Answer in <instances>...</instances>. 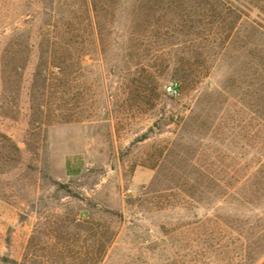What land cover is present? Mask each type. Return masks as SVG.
I'll list each match as a JSON object with an SVG mask.
<instances>
[{
    "label": "rangeland",
    "instance_id": "rangeland-1",
    "mask_svg": "<svg viewBox=\"0 0 264 264\" xmlns=\"http://www.w3.org/2000/svg\"><path fill=\"white\" fill-rule=\"evenodd\" d=\"M54 1L51 10L49 0H0V33L24 21L13 37L29 39L25 53L13 45L10 92L0 82V264H94L98 256L99 264H235L237 245L206 234L223 226L215 216L231 223L258 213L225 186L264 160V128L252 138L264 99L249 66L256 46L264 54V0H228L241 13L238 38L209 48L221 55L188 86L176 72L200 63L183 56L186 37L143 43L137 55L120 14L103 50L78 0ZM61 10L75 21L70 82L53 79L43 98L40 44L57 23L50 13ZM52 54L58 62L61 52ZM173 84L178 96L166 92ZM4 135L33 169L15 161Z\"/></svg>",
    "mask_w": 264,
    "mask_h": 264
},
{
    "label": "trees",
    "instance_id": "trees-1",
    "mask_svg": "<svg viewBox=\"0 0 264 264\" xmlns=\"http://www.w3.org/2000/svg\"><path fill=\"white\" fill-rule=\"evenodd\" d=\"M15 1L16 6L22 3V0ZM49 1L51 10H54L55 1ZM121 1H124L125 4L123 9H120ZM78 2L84 16V27L92 33L94 42L103 50L106 47L107 38L113 33L115 18L120 14L125 15L127 21L128 48L134 50L137 55L142 52L143 48L146 49L143 43L153 45L160 41L166 42L165 45H176L173 42L175 38L186 37L181 39V43L188 45L186 47L190 51L183 56L187 57L188 55L187 58H196L197 62L200 63L196 70L187 68V70L181 69L176 72L178 79L187 86L191 81V76L202 78L207 75L210 71L206 63L215 62L221 55L220 52H209V48L213 50L218 47L224 50L228 44L234 41V38H238L237 30L241 13L228 0H78ZM50 14V18L57 19V23L48 24L53 30L52 32L48 31L50 36H43L40 44L41 66L43 68L39 66L35 75L36 82H40L39 86L42 90L40 94L43 98L46 97L48 89L50 90L53 79L59 80L63 85L70 82L69 70L73 65L72 51L75 47L76 30L74 29L75 21L73 18L65 10H61L59 14L54 12V16L53 13ZM161 22L166 23V28L160 26ZM24 23L22 21L20 27H13L10 32L3 30L0 33V82L5 87L4 92H10L9 89L12 84L10 65L13 45L21 48L20 52L23 51V53L27 52L26 50L29 48L28 37L22 35L16 40L13 37L21 30ZM198 41L201 43L197 44ZM262 51L256 46L250 54L251 60L249 62L252 72L251 85L254 88L256 98L259 100L264 99V54ZM54 52H61L60 58H57L58 62L50 60ZM158 53H156V57L161 55L160 52ZM55 68H57V72H54ZM136 91L141 93L139 90ZM42 102L44 103V101ZM38 109L43 113L40 104ZM255 113L258 124H256L257 132L253 134L252 138L257 140L260 139L258 130L264 128V118L260 115L259 110ZM44 125L45 122L40 118V124L35 126L38 132L34 133L38 138ZM4 137L9 143L10 151L15 155V161L26 163V167L33 169L31 164H27L23 160L22 156L26 150L20 148L9 137L5 135ZM42 140L45 138L43 137ZM259 155L261 159V154ZM239 172H246L248 176L241 177L232 187L227 185L225 187L228 190L235 189L240 202L255 205L258 212L256 218L251 220L238 217L229 223L227 220L224 221L219 216H215V220L221 222L223 226L217 231L209 230L206 237L211 240H219L218 242H221L225 248L230 243L237 245L234 255L236 256L235 264H255L260 260H262L260 264H264V160H260L252 168L240 167ZM106 212L111 216H120L119 213L110 210ZM99 261L98 256L94 264H99Z\"/></svg>",
    "mask_w": 264,
    "mask_h": 264
},
{
    "label": "built area",
    "instance_id": "built-area-1",
    "mask_svg": "<svg viewBox=\"0 0 264 264\" xmlns=\"http://www.w3.org/2000/svg\"><path fill=\"white\" fill-rule=\"evenodd\" d=\"M166 92L169 95L178 96L179 95V87L177 86V84L170 85L166 88Z\"/></svg>",
    "mask_w": 264,
    "mask_h": 264
},
{
    "label": "crops",
    "instance_id": "crops-1",
    "mask_svg": "<svg viewBox=\"0 0 264 264\" xmlns=\"http://www.w3.org/2000/svg\"><path fill=\"white\" fill-rule=\"evenodd\" d=\"M65 163V162H64ZM64 166H65V164H64ZM84 167H85V164H84ZM65 171H66V174H67V169L65 168ZM72 174H74L73 172L71 173V174H69V176H74V175H72ZM75 176H78V175H75Z\"/></svg>",
    "mask_w": 264,
    "mask_h": 264
}]
</instances>
